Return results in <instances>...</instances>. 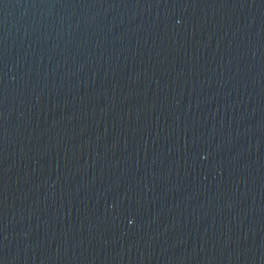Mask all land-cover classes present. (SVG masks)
<instances>
[{
	"label": "water",
	"instance_id": "water-1",
	"mask_svg": "<svg viewBox=\"0 0 264 264\" xmlns=\"http://www.w3.org/2000/svg\"><path fill=\"white\" fill-rule=\"evenodd\" d=\"M0 264H264V0H0Z\"/></svg>",
	"mask_w": 264,
	"mask_h": 264
}]
</instances>
